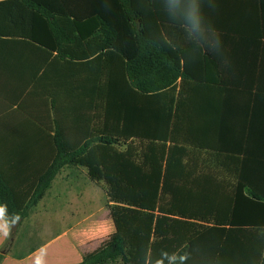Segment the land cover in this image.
<instances>
[{"label": "crops", "instance_id": "crops-1", "mask_svg": "<svg viewBox=\"0 0 264 264\" xmlns=\"http://www.w3.org/2000/svg\"><path fill=\"white\" fill-rule=\"evenodd\" d=\"M157 3L164 39L176 50L182 68L175 86L173 138L193 153L185 163L195 170L179 178L180 189L174 190V195L210 199L247 195L239 186L240 177L264 184V0ZM192 4L203 11L199 29H193L188 19ZM86 16V20L95 19ZM0 22V173L18 190L16 195L24 196L45 164L48 150L54 148L49 136L57 128V116L73 135L71 147L78 146L75 134L79 142L101 122V112L98 122L93 121L95 114L86 108L88 98L74 96V81L71 86L67 81V93L60 102V70L105 66L92 63L101 54L92 53L97 46H70L73 57L61 60L58 51L11 35L12 27L5 16ZM37 36L50 42L44 32ZM113 66L122 67V63L115 60ZM53 93L55 98L50 95ZM163 99L164 105L169 96ZM148 101V127L153 132L154 117L161 105L159 98ZM61 109L66 113L61 114ZM82 180L89 182L83 185ZM100 200L102 205L98 204ZM107 203L106 190L89 178L85 168H63L30 215L13 225L7 237L0 234V264H37L38 260L43 264L82 263L86 254L96 251L116 232ZM199 203H193L190 210L225 212L234 207V202L214 206ZM153 214L169 217L158 209ZM186 223L204 224L182 221L177 225L185 227ZM170 224L162 221L159 226L166 230ZM29 225L43 230L44 236L36 234L37 239L29 241L24 231ZM162 240L154 258L168 262L166 256L173 254V248L170 238ZM182 248L185 245L178 251ZM192 259L200 264L202 253L195 250ZM108 264L128 263L117 259Z\"/></svg>", "mask_w": 264, "mask_h": 264}, {"label": "trees", "instance_id": "trees-1", "mask_svg": "<svg viewBox=\"0 0 264 264\" xmlns=\"http://www.w3.org/2000/svg\"><path fill=\"white\" fill-rule=\"evenodd\" d=\"M157 2H0V17L5 16L10 23L11 35H20L56 50L61 60L73 57L70 46H97L92 53L100 51L101 54L92 63L101 62L105 66L60 70L57 94L60 102L67 93V81L70 86L74 81V96L88 98L86 108L95 114L93 121L98 122L101 112V122L94 124L92 132L84 134L85 138L81 137L79 142L75 134L78 146L71 147L73 135L68 134L62 118L57 116L54 121L57 128L49 136L54 148L48 150L45 164L36 174V180L30 182V190H25L24 196L16 195L18 190L0 173V205L6 207L9 219L18 217L14 225L20 224L45 197L63 168L83 167L93 182L105 185L107 207L116 232L96 251L86 254L80 264H108L117 259L128 264H157L162 260L154 258V251L158 244H163L164 238H170L173 253L186 257L183 264H195L192 259L195 250L202 253L200 264H264L262 182H246L240 177L239 186L241 191L246 189L247 195L236 198L174 195V190L180 189L179 178L195 170L185 163L193 153L173 138L175 86L182 77V68L176 50L164 39L163 17ZM86 14L95 19H84ZM40 32L48 36L49 43L37 36ZM115 60L122 67H114ZM50 95L56 97L54 93ZM164 96H169V100L163 105ZM157 98L161 107L156 111L152 132L148 127V100ZM54 112L57 115L55 103ZM59 112L66 113V110ZM199 202L212 206L218 202H234V207L225 212L190 210L193 203L195 206ZM157 209L169 217H155L153 213ZM162 221L170 222V227L162 230L159 226ZM182 221L204 224L178 226ZM183 245L185 248L178 251Z\"/></svg>", "mask_w": 264, "mask_h": 264}, {"label": "clouds", "instance_id": "clouds-1", "mask_svg": "<svg viewBox=\"0 0 264 264\" xmlns=\"http://www.w3.org/2000/svg\"><path fill=\"white\" fill-rule=\"evenodd\" d=\"M203 17L202 9L196 5L192 4L190 6V12L188 15L189 22L193 29H199L201 19ZM218 45L220 44L219 39L217 38ZM18 221V217L13 216L12 219L8 218L7 209L5 206L0 205V234L7 237L9 235L11 227ZM169 264H176L177 260L180 261V264H183L184 256H178L176 253H173L171 256H166ZM37 264H43L41 260L37 261ZM157 264H163V261H158Z\"/></svg>", "mask_w": 264, "mask_h": 264}, {"label": "rangeland", "instance_id": "rangeland-1", "mask_svg": "<svg viewBox=\"0 0 264 264\" xmlns=\"http://www.w3.org/2000/svg\"><path fill=\"white\" fill-rule=\"evenodd\" d=\"M87 182H89V181H85V180H82V182L81 183H83V185L86 183V185H87ZM103 190H106V188H105V185L103 184V183H100V184H98ZM100 203H98L99 205H102L103 204V200H100L99 201ZM97 204V203H96ZM95 204V205H96ZM38 226V225H37ZM26 228V230H24L25 231V237L27 238V239H29V241H30V239H37V235L36 234H38V236L40 237V236H44V233H43V230H40V229H38V228H36L35 226H32V225H29V227H25ZM41 231V232H40ZM40 232V233H39ZM32 233H35V235H32ZM29 241H27V242H29ZM29 243H31V242H29Z\"/></svg>", "mask_w": 264, "mask_h": 264}]
</instances>
